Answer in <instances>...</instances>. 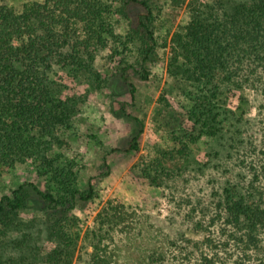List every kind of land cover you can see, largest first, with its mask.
I'll list each match as a JSON object with an SVG mask.
<instances>
[{
    "label": "rangeland",
    "instance_id": "rangeland-1",
    "mask_svg": "<svg viewBox=\"0 0 264 264\" xmlns=\"http://www.w3.org/2000/svg\"><path fill=\"white\" fill-rule=\"evenodd\" d=\"M29 1L42 0L0 4L22 11ZM105 1L113 4L106 22L115 37L108 35V46L96 54L92 73L60 70L63 77L57 82L63 97H70L67 108L73 114L55 137H44L50 143L44 157L0 171V200L15 201L16 195L23 200L11 213V235L16 228L37 223L72 224L80 234L77 254L90 250L85 236L98 214L122 206L129 225L115 235L121 260L134 264L133 259L167 239H187L193 246L206 238L208 233L194 227L190 213L194 210L196 220L204 219L228 184L247 176L239 159L250 141L264 140V98L246 88L244 110L235 113L236 91L225 90L232 101L219 107L202 83L177 75L176 66L186 60L172 64L174 55L183 52L174 37L193 18L191 0ZM223 1L233 5L242 0ZM141 2L151 8L152 23H147L150 13ZM141 19L146 26L140 25ZM210 127L218 130L216 135H209ZM70 189L84 195L92 190L93 195L73 199ZM36 190L67 203L50 204ZM51 247L44 236L35 251Z\"/></svg>",
    "mask_w": 264,
    "mask_h": 264
},
{
    "label": "trees",
    "instance_id": "trees-1",
    "mask_svg": "<svg viewBox=\"0 0 264 264\" xmlns=\"http://www.w3.org/2000/svg\"><path fill=\"white\" fill-rule=\"evenodd\" d=\"M190 7V24L174 37L183 52L174 55L172 64L186 60L176 66L177 75L202 83L219 107L232 101L225 90L236 91L235 113L244 110L246 88L264 98V0L233 5L191 0ZM112 9L105 0L29 1L22 11L0 4V171L44 157L50 145L44 137H55L70 120L74 110L67 108L70 97H63L57 82L63 77L60 70L94 71L96 54L108 46V35L115 37L106 22ZM147 10L145 19L152 23L151 8ZM139 23L146 26L142 19ZM260 113L264 124V105ZM217 131L210 127L209 135ZM249 143L239 159L247 176L230 182L204 219L196 220L194 210L190 213L194 227L208 233L206 238L193 246L187 239H167L133 259L134 264H264V140ZM133 147L137 149V143ZM43 162L50 164L46 158ZM69 194L85 200L93 191L84 195L70 189ZM42 197L59 207L67 203L52 194ZM21 206L17 195L15 201L0 200V264H125L115 234L128 228L126 208H104L85 236L90 250L77 254L80 234L73 232L72 224L37 223L16 228L11 235V213ZM44 236L52 247L35 251Z\"/></svg>",
    "mask_w": 264,
    "mask_h": 264
}]
</instances>
